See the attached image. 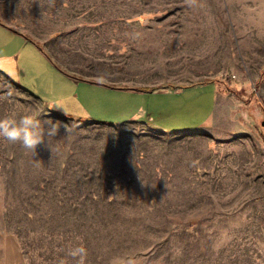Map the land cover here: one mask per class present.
I'll use <instances>...</instances> for the list:
<instances>
[{
    "label": "rangeland",
    "instance_id": "374dc122",
    "mask_svg": "<svg viewBox=\"0 0 264 264\" xmlns=\"http://www.w3.org/2000/svg\"><path fill=\"white\" fill-rule=\"evenodd\" d=\"M15 1L26 17L95 27L72 40L88 56L120 48L124 61L135 46L138 63L163 61L153 81L196 84L149 94L163 129L98 123L53 112L16 84L17 62L14 77L0 65V118L60 125L53 154L0 139V264H76L80 245L84 264H264V0ZM219 86L226 139L196 130L212 125Z\"/></svg>",
    "mask_w": 264,
    "mask_h": 264
},
{
    "label": "crops",
    "instance_id": "0c3cea01",
    "mask_svg": "<svg viewBox=\"0 0 264 264\" xmlns=\"http://www.w3.org/2000/svg\"><path fill=\"white\" fill-rule=\"evenodd\" d=\"M17 6L15 0H0V65L14 77L12 67L13 62H17V79L20 80L22 72L27 82L24 86L16 84L45 103L53 112L56 109L63 110L69 118L98 123H107L95 120L104 116L116 119L114 124L146 120L163 129V124L155 118L158 114L163 116L166 109L162 106L146 107V100L151 96L149 94L179 90L196 84L184 85L183 75L175 76V79L166 76L153 81L152 71L156 70L157 73L158 69H164L163 61L138 63L135 60V46H128L124 61H116L113 57L120 48L114 50L106 44L105 48H113L111 54L88 56L83 50L74 49L72 40L73 37L82 36L83 32H86L85 29L90 31L95 27L69 26V17H26L22 15L25 10L22 9L21 14ZM132 58L134 61L130 62ZM170 65L174 68L176 64ZM137 73H142L138 79ZM146 73H150L147 78ZM7 78L14 82L9 76ZM217 83L219 85V82ZM224 94L219 86L210 116L212 125L207 126L204 123L197 126L199 133L223 139L227 138L226 135L233 136L232 134L236 133L233 129L221 128L217 124L229 114V110L221 111L220 108V101L224 104L226 102ZM108 96H113V99H108ZM148 111L152 112L147 114ZM7 258H13V254L8 253ZM9 262L25 264L24 260L19 258Z\"/></svg>",
    "mask_w": 264,
    "mask_h": 264
},
{
    "label": "clouds",
    "instance_id": "9594fccd",
    "mask_svg": "<svg viewBox=\"0 0 264 264\" xmlns=\"http://www.w3.org/2000/svg\"><path fill=\"white\" fill-rule=\"evenodd\" d=\"M46 125V127H45ZM70 130L65 126V132ZM60 132V125L51 120L41 122L31 114H24L19 117L9 115L0 118V139L9 143H19L20 146L33 154L36 153L38 145L47 141L53 154L51 139L56 137ZM76 264H84L87 257V250L82 245L71 253Z\"/></svg>",
    "mask_w": 264,
    "mask_h": 264
}]
</instances>
